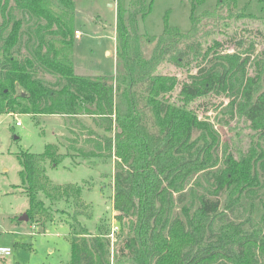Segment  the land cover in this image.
Wrapping results in <instances>:
<instances>
[{
  "label": "trees",
  "instance_id": "obj_1",
  "mask_svg": "<svg viewBox=\"0 0 264 264\" xmlns=\"http://www.w3.org/2000/svg\"><path fill=\"white\" fill-rule=\"evenodd\" d=\"M115 2L116 73L84 75L76 73L73 58L75 0H0V113L96 115L106 121L103 128L110 134L103 135L97 147L116 157L112 209L125 233L121 252L111 262L108 238L89 232L74 212L68 264H264V227L245 229L244 221L234 220H225L217 230L212 227L244 190L259 185L251 150L237 157L225 154L221 167L211 172L212 189L199 194L192 208L184 207L183 217H170L173 194L182 200L186 179L210 162L213 140L208 142L201 134L204 144L197 145L192 139L195 130L208 131L193 108L197 100L208 95L232 96L228 103L233 116L264 135V47L253 57H242L237 52H218L221 42L214 39L202 51L199 36L221 19L258 18L235 14L237 0H216L212 9L191 13V26L185 32L165 18L159 35L143 34L147 42H154V48L147 59H141L136 17L144 19L151 3L145 9V0ZM202 2L192 0L193 8ZM12 6L36 19L34 41L24 57L14 53L22 20L12 21ZM229 23L223 22L224 26ZM191 61L197 71L182 82L159 70L165 63L180 66ZM202 61L207 64L201 65ZM39 69L57 75L63 83L60 87L47 84L38 76ZM17 156L29 201L28 219H40L61 200L80 198L77 184L57 186L41 180L37 159L57 165L63 158L54 143L47 144L41 154L22 150ZM42 191L48 205L37 197ZM225 193L223 210L220 197Z\"/></svg>",
  "mask_w": 264,
  "mask_h": 264
},
{
  "label": "rangeland",
  "instance_id": "obj_2",
  "mask_svg": "<svg viewBox=\"0 0 264 264\" xmlns=\"http://www.w3.org/2000/svg\"><path fill=\"white\" fill-rule=\"evenodd\" d=\"M149 3L151 5L145 18L136 17L135 33L140 40L141 59H147L154 48V42H147L143 34L159 35L165 18L169 25L185 32L191 26V13L197 15L203 10L212 9L216 0H203L194 8L192 0H145V9ZM115 8V0H75V29L80 34L78 37L74 35L73 58L77 74L116 73ZM233 10L235 14H254L258 20L227 18L216 21L199 34L203 41L202 51L214 39L221 42L217 48L220 53L237 52L242 57H253L263 49L264 23L261 24V21L264 22V2L237 0V7ZM11 17L12 21L22 20L20 40L14 53L24 57L29 54L34 41L36 19L13 6ZM224 21L230 22L229 25L224 26ZM7 32L8 29L4 35ZM239 40H242L240 45L237 44ZM200 60L201 56L197 61ZM205 64L206 61L201 62V65ZM159 70L175 75L182 82L189 73H195L197 67L195 61L180 66L165 63ZM37 73L49 85L60 87L63 83V79L45 69H39ZM233 83L235 89L239 78L234 79ZM175 95L176 90L171 93V99ZM230 97L227 94L208 95L195 102L193 108L207 125L208 131L204 128L195 130L192 139L197 140V145L204 144L201 134L205 135L208 142L213 140L210 162L207 168L186 179L182 200L178 198V193L173 194L170 217H183L184 207L196 205L198 195L212 189L211 172L221 167L225 154L231 152L237 157L239 153L251 150L253 170L258 176L259 185L244 190L230 209L224 210L226 193L221 195V209L224 211L214 220L212 227L217 230L225 220L244 221L245 229L264 227V222L260 221L264 220V135L253 129L248 121L236 114L233 116L228 103ZM104 126L106 121L96 115L52 114L31 117L29 114L0 113V246L10 248L8 255H0V264H68L71 225L75 224L72 219L74 212L89 232L101 233L108 238L111 262L121 252L125 233L121 232L116 212L112 209L116 157L113 152L108 153L102 147L100 150L97 147L98 143L103 142L101 137L109 134ZM50 143L57 146L63 158L57 165L49 159H37V165L42 170L41 180L44 178L57 186L77 184L81 187L80 198L61 200L51 205L48 212L38 216V220H19L26 213L29 201L21 184V165L17 154L27 150L38 155ZM90 151L99 155H87ZM37 197L42 198L46 205L49 204L43 191L38 192ZM111 233L113 235L110 236Z\"/></svg>",
  "mask_w": 264,
  "mask_h": 264
},
{
  "label": "built area",
  "instance_id": "obj_3",
  "mask_svg": "<svg viewBox=\"0 0 264 264\" xmlns=\"http://www.w3.org/2000/svg\"><path fill=\"white\" fill-rule=\"evenodd\" d=\"M76 37L80 36L78 30L75 31L74 34ZM19 124V122H17ZM113 235V233L110 234V236ZM10 253V248L5 246H0V255H8Z\"/></svg>",
  "mask_w": 264,
  "mask_h": 264
},
{
  "label": "water",
  "instance_id": "obj_4",
  "mask_svg": "<svg viewBox=\"0 0 264 264\" xmlns=\"http://www.w3.org/2000/svg\"><path fill=\"white\" fill-rule=\"evenodd\" d=\"M111 5V4H109ZM19 220H28L27 213L23 214L22 216L19 217Z\"/></svg>",
  "mask_w": 264,
  "mask_h": 264
}]
</instances>
